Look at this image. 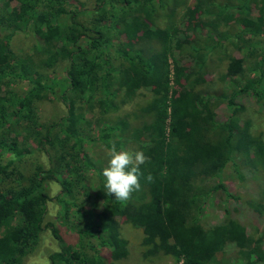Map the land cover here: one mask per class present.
<instances>
[{"label": "trees", "instance_id": "1", "mask_svg": "<svg viewBox=\"0 0 264 264\" xmlns=\"http://www.w3.org/2000/svg\"><path fill=\"white\" fill-rule=\"evenodd\" d=\"M13 1L0 0V264H19L45 230L59 246L58 251L49 255V264H115L128 255L127 240L120 234L122 224L142 232V256L147 260L167 257L173 264H227L225 248L234 244L237 262L263 263L264 229L262 235L254 239L228 210L223 222L217 225L204 224L202 216L207 199L219 190L225 192L220 182L228 162L232 163L240 180L238 158L264 173V139L250 134L249 120L240 122L239 114L244 108L235 100L246 90L247 83L242 82L243 59L228 58L222 79L242 84L224 97L214 93L218 103L223 97L231 108V115L218 121L214 97L198 89L205 83L211 45L185 47L193 42L192 36L182 44L177 43L179 61L184 57L189 60L182 66L176 58L173 60L171 81L166 55L169 34L161 32L155 37L150 34V28H155V21L160 17L172 19L175 16L172 10L175 0H158L155 4L153 0H142L135 5L130 0H95L89 10L77 4L69 12L63 0H17V8L11 7ZM233 1L214 4L213 0H194L184 12L185 28L194 35L206 28L216 45L231 39L243 40L246 34H260L264 29V0H237V4ZM106 6H109L108 11ZM87 12L94 18L91 24L81 20ZM68 14V21L63 24L62 18ZM206 14H211L213 19L202 20ZM104 23L124 37L120 44L124 62L116 68H110L109 56L106 60L105 49H100L105 44L110 45ZM221 25H236L241 31L228 36L218 31ZM29 28L39 39L38 50L44 57V67H52L60 61L65 63L66 87L58 99L68 108L70 133L57 123L44 125L37 121L34 104L48 98L49 92L54 94L53 88L32 65L31 57L25 64L24 58L16 56L11 48L14 34ZM148 36L161 39L158 40L159 50L151 51L150 45L134 49L135 44L150 43ZM83 39L88 42L86 46ZM96 65L103 67L104 74L92 71ZM15 80L28 82V92L14 93L9 85ZM257 86H263L257 96L264 105V70L255 82ZM113 87L115 89L110 91ZM143 89H152L154 94L139 107L141 114L149 115L150 121L130 134L133 141L139 143V151L147 157L139 166L141 188L134 191L128 201L119 202L114 195H106L105 178L99 175L101 188L97 196L103 201L102 209L81 229L69 227L75 233V240L66 243L56 226L45 222L49 201L47 186L59 184L57 199L62 212L69 214L71 207H78L73 195L84 189L90 177L85 154V143L90 138L82 128L84 121L76 113L81 106L76 107V104L84 100L91 111L94 104L97 105V141L109 149L113 133L124 134L128 129L125 120L102 123L103 117L118 109L116 94L123 92L120 103L124 104ZM95 96V102L87 99ZM18 127L25 130L29 138L40 134L35 145L48 157V167L36 166L29 174L23 172L20 163L28 153L25 145L30 140L19 141ZM56 130L63 136L58 137ZM7 155L8 159L3 161ZM149 173L153 177L151 182L146 179ZM210 179L219 180L217 186L209 187ZM92 241L105 249L107 256L89 254L94 248Z\"/></svg>", "mask_w": 264, "mask_h": 264}, {"label": "rangeland", "instance_id": "2", "mask_svg": "<svg viewBox=\"0 0 264 264\" xmlns=\"http://www.w3.org/2000/svg\"><path fill=\"white\" fill-rule=\"evenodd\" d=\"M65 2V10L69 12L72 10L74 5L82 6V9H91L94 5L95 0H63ZM133 5L140 3L142 0H130ZM158 0H153L154 4ZM184 1L183 3L173 0L175 6L172 10H175V16L169 19L167 16L160 17L154 24L155 28H150L151 36L155 37V34H161V32H166L169 34V39L167 43V57L169 65V78L172 81L173 78V60L176 58L179 65L187 64V57H184L183 61H179L177 58L176 44L183 43L184 40H188L191 36L193 42L186 45H211L210 51L208 52L206 59V77L205 83L201 85L198 89L203 91H208L206 95L208 97H214L212 101H215L216 107V119L218 121L226 120L231 115V108L226 104L224 95L231 94L234 90L240 88L241 84L233 83L231 80L222 79L226 71V66L229 57L242 58L244 61L245 74L242 79L243 83L246 84V90L236 97V103L242 106L244 111L239 114L240 122L250 121V134L253 136H259L264 139V105L263 101L260 100V96H257L263 88V86L255 87V82L258 80L259 75L264 70V29L260 34L250 35L246 34L243 40H233L222 41L219 45H216L215 39L207 35V29L197 32L195 35L189 32L185 28L184 12L188 6L194 4V0H179ZM227 0H213L214 4H224ZM237 4V0L233 1ZM18 1L14 0L11 2V7H18ZM107 11L109 6H106ZM162 14V12H161ZM252 15H256V11L253 10ZM85 17L81 20H85L86 24H91L94 22V18L90 13H86ZM161 16V15H160ZM69 14L63 16V24L68 21ZM202 20H212L213 16L210 14L203 15ZM104 30L110 37L108 42L109 46L106 44L100 49L104 48L106 60L109 56L110 68H116L121 62H124L123 52L121 51L120 44L124 42V37L118 36L115 30L108 29L109 25L104 23ZM219 32L227 33L228 36H233L236 32L239 33L241 29L236 27V25H221L218 28ZM105 32V31H104ZM157 32V33H156ZM143 34V31L141 32ZM149 34V32L147 33ZM144 36V35H143ZM142 36V37H143ZM148 36L150 43L135 44L134 49L140 46L150 45L151 51L159 50L161 48V43L158 40L153 39ZM145 38V37H143ZM38 38L35 33L32 32L31 28L20 31L14 34L12 38L11 48L13 49L16 56L23 57L26 62L29 60L27 58L31 57L32 65L36 66L38 73L45 76L47 83L53 88V93H48V98L44 100L37 101L34 106L36 110V117L39 124L49 125L57 123L63 130H67L70 127L69 119L67 117L68 108L61 102L58 98L66 87L64 83V66L65 63L60 61L57 62L52 67H44L43 59L44 57L39 52ZM107 42V43H108ZM88 44L86 39H83V45ZM183 46V45H182ZM106 47V48H105ZM166 47V46H165ZM184 47V46H183ZM153 49V50H152ZM191 62V59H190ZM193 65V64H192ZM263 66V69H259V66ZM258 68H257V67ZM22 70H24L23 64H20ZM31 67V66H30ZM96 65L92 70L97 72L99 75L104 74L102 66ZM32 68V67H31ZM256 68V69H255ZM102 70V71H101ZM113 74V73H112ZM253 84V87L251 86ZM14 93L19 95L28 92L29 84L26 81L15 80L9 85ZM115 87L111 88L113 91ZM215 94H222V101L218 103ZM260 95V94H259ZM154 96L152 89H143L138 91L136 96L124 104L120 103L123 97V92H119L115 96V102L118 104V109L114 112H110L106 117H103L102 123H112L115 124L120 120H125L127 122L128 129L122 134L115 131L112 135V145L117 144L116 149L126 150L130 153H135L139 151L136 141H133V137L130 135L133 131L143 125L144 122H149V115L141 114L139 107L147 103ZM259 97V98H257ZM95 97H89L87 99L94 100ZM111 99V97H110ZM81 106L77 108V116L84 121L82 128L84 133L87 134L90 140L85 143V154L87 156V161L90 165L88 167L87 173L90 175L88 180L84 185V189L80 193H75L73 195L74 201L77 203V208L71 207L69 214L62 212L60 200L57 199V194L60 192V186L58 183H50L47 186L49 201L47 207V215L45 222H50L61 233L64 237L66 243L73 242L75 240V233L73 230L69 229L72 226H78L77 229H81L83 224H87L94 215L99 214L102 209L103 201L99 196H97L100 187L99 175H102L103 169L107 166L109 156L108 149L104 147L100 142L97 141L99 128L96 127L95 118L99 116L97 105L94 104L93 110H89L86 106V102L83 100L82 104H76ZM82 114L80 116V114ZM66 118V119H65ZM102 119V118H101ZM105 120V121H104ZM169 118L166 120V134L168 135L169 130ZM35 121V118H34ZM57 129V128H56ZM17 132L20 134L19 141L22 142L23 138L30 140L27 145H25L28 153L21 161V169L25 174H29L36 166L48 167L49 159L44 152L38 151L35 145V141L39 138L40 134L34 135L33 137H26L27 132L20 127L17 128ZM69 133L70 131L67 130ZM58 137L63 136L58 130L55 132ZM14 135V134H13ZM12 135V136H13ZM30 136V135H29ZM123 136V138H121ZM26 142V140H25ZM25 150V149H24ZM253 153L252 151L250 152ZM8 155L3 157V161L8 159ZM238 164L241 167L238 168L242 175V180L238 179L237 173L234 171V166L231 162H228L225 166L221 175V186L224 187L223 190H219L214 195L207 199L203 206V223L207 225H217L223 222L225 216L228 213L236 217L239 221L245 225L247 233L254 236V239L259 238L264 229V173H260L259 169L255 170L247 161L240 158L237 159ZM98 171L97 172H95ZM219 180L210 179L207 182L209 187L217 186ZM230 194L232 197H228ZM69 201V199H68ZM67 214V215H66ZM75 222L77 225H75ZM74 223V225H72ZM121 236L127 240V250L128 255L125 259L116 262L115 264H173V261L167 257H158L152 259H144L143 248L141 245L143 234L140 230L131 227L128 224H122L120 226ZM93 242V241H92ZM94 248L91 249L89 254L97 255L100 253L102 256H107V251L93 242ZM73 245V243H70ZM264 246V244H263ZM59 250L57 242L51 237L48 230L43 231L40 234L39 239L34 244V246L28 250V252L23 256L19 264H49L48 257L52 253ZM237 248L234 244H229L225 248L224 259L229 263L227 264H243V262H237ZM237 262V263H235ZM181 263V262H180ZM179 263V264H180ZM260 264H264L260 263Z\"/></svg>", "mask_w": 264, "mask_h": 264}, {"label": "clouds", "instance_id": "3", "mask_svg": "<svg viewBox=\"0 0 264 264\" xmlns=\"http://www.w3.org/2000/svg\"><path fill=\"white\" fill-rule=\"evenodd\" d=\"M108 164L103 169L102 175L105 178L106 195H114L119 202L128 201L134 191H139L140 168L147 157L143 151H136L134 154L126 150L118 151L113 144L108 149ZM146 179L151 182L152 175L149 173Z\"/></svg>", "mask_w": 264, "mask_h": 264}]
</instances>
